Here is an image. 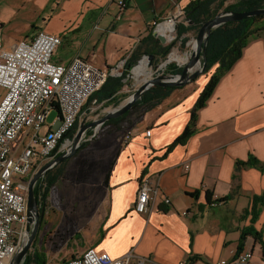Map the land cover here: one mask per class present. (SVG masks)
<instances>
[{
  "label": "crops",
  "instance_id": "obj_1",
  "mask_svg": "<svg viewBox=\"0 0 264 264\" xmlns=\"http://www.w3.org/2000/svg\"><path fill=\"white\" fill-rule=\"evenodd\" d=\"M193 1L126 0L128 7L117 20L115 0H15L10 14L0 9V22L9 28L5 41L31 38L41 30L62 36L53 58L57 64L68 66L77 56L95 54L100 64L114 66L128 61L155 22L179 20ZM20 9L30 11V20L20 22ZM40 20L45 26L37 28ZM211 76L195 91L183 92V86L146 110L128 139V130L109 128L76 154L79 163L66 165L48 202L55 211H68L63 227L75 223L84 251L91 247L113 258L129 256L130 264L231 263L251 252L248 264H263L253 235L241 253L238 248L249 229L264 241V206H254L253 200L264 196V36L246 45L198 110L196 132L175 145ZM93 109L90 104L84 110L86 122L106 115L90 116ZM254 159L263 165L256 166ZM144 179L159 193L152 196L149 211L138 215L133 208Z\"/></svg>",
  "mask_w": 264,
  "mask_h": 264
},
{
  "label": "built area",
  "instance_id": "obj_2",
  "mask_svg": "<svg viewBox=\"0 0 264 264\" xmlns=\"http://www.w3.org/2000/svg\"><path fill=\"white\" fill-rule=\"evenodd\" d=\"M115 3L119 6L117 20H120L127 2L115 0ZM184 16L183 10L179 20L155 22L153 31L159 32L170 22L176 28ZM62 38L41 30L31 38L5 41L4 26L0 22V89L3 90L0 92V264H13L30 236L27 231L30 181L27 183V179L53 160L55 150L64 152L72 144L67 136L77 121H81L88 100L105 85L109 76H121L127 62L102 65L94 54L89 58L77 56L68 66L57 64L53 58L62 45ZM54 111L58 114L49 123ZM151 132L147 130L146 135L149 137ZM130 136L128 132L126 139ZM88 138V141L95 139L96 133ZM158 193L150 180H142L134 204L136 213L146 214L152 196L157 197ZM164 202L171 205L168 198ZM106 253L90 247L63 264L130 263L129 257L113 259ZM243 257L252 258L253 254L242 253L233 262ZM180 264H190V261L181 260Z\"/></svg>",
  "mask_w": 264,
  "mask_h": 264
},
{
  "label": "trees",
  "instance_id": "obj_3",
  "mask_svg": "<svg viewBox=\"0 0 264 264\" xmlns=\"http://www.w3.org/2000/svg\"><path fill=\"white\" fill-rule=\"evenodd\" d=\"M228 1L229 0H195L188 5L184 10L188 23L178 25L177 30L182 47H185L189 41V37L186 36L188 33L198 31L201 26L213 19L219 11H223L224 13H244L264 9V0H237V2L227 5ZM259 22H264V14L237 22L231 21L212 30L211 36L206 45V68L207 71H210L217 64L220 66L217 71L212 74L208 84L202 90L199 100L195 104L191 121L184 133H182L176 140L175 145L187 143L191 136L196 132L195 121L198 110L203 108L208 102L223 74L231 68L233 63L242 57L243 49L246 47L249 37L253 34L254 27H256ZM173 47V44L168 47H163L158 41V38L155 37L154 31L151 30L148 36L144 40L140 41V44L136 47L133 55H131L126 62L123 74L116 77L109 76L105 85H103L102 88L94 94L90 100H88L84 110L87 109L93 100L98 102L106 101V103H110V105L113 104L115 107H119L121 104L118 99L119 93L124 85L127 84L126 80L129 72L135 68L139 61L144 57L153 55L155 56L154 61L157 62L161 59H165L169 56ZM226 61H228V64L224 65ZM182 70V67L171 63L168 65L167 71L165 72L172 75H179ZM180 88L181 87L153 86L143 95L142 99L136 102L134 108L130 112L115 119L108 120L106 124L120 127L122 121L130 116L134 109L145 108L146 110H149L155 107L157 108L171 95V93ZM79 129L80 124L79 121H77L74 129L67 136V139L72 140ZM90 144L91 141L83 143L80 150L86 149L90 146ZM67 162L68 160L52 169L48 175H45L44 179L39 181L37 184L34 191L41 208H45V206H47L50 190H52V188L58 183L60 177L64 175ZM240 164L241 163H239V165ZM254 164L256 166L263 165L262 162L257 159H254ZM208 198L211 199L210 196ZM224 200L225 199H222V201ZM253 200L254 206L258 204L264 206V196L254 197ZM250 235H253L256 238L257 243H259L262 248L264 256L263 238L259 232L251 229L242 234V241H240L238 248L239 253L244 250L243 242ZM23 264H48V258L45 254V250L35 248L33 252L28 253Z\"/></svg>",
  "mask_w": 264,
  "mask_h": 264
},
{
  "label": "rangeland",
  "instance_id": "obj_4",
  "mask_svg": "<svg viewBox=\"0 0 264 264\" xmlns=\"http://www.w3.org/2000/svg\"><path fill=\"white\" fill-rule=\"evenodd\" d=\"M0 1H1L0 2V9L2 11H5L6 14H10L11 10H10L9 6L14 5L15 0H0ZM234 2H237V0H229L227 5L232 4ZM16 13H19L18 19L20 20V22L22 20H30V18L32 16V14L30 13L29 10L25 11V10L20 9L18 12L16 11ZM222 13H224V12L219 11L218 14H222ZM186 23H188V22H186ZM55 25H57V24L55 23ZM44 26H45L44 21L40 20L39 24L37 25V28H42ZM177 26H178V24H177ZM4 31L5 32L9 31V28L8 29L4 28ZM253 31L254 32L251 35V37H249L247 44L249 42H252V41L264 36V22H262V23L259 22L257 24V26L254 27ZM165 36L171 41L170 45L173 44V46H174L172 48L170 54L177 53V56H175L174 61L172 60L171 63L178 65V60L180 58H182L186 53L189 54V55H186V58L191 57V53L193 55L192 50H193V47L195 45L194 41H196V38H197L196 32H191L190 34L188 33L186 35L187 37H189V41L187 42L185 47H182L181 42H180L181 40L179 39V36L176 37V31L174 32V34L172 33L171 35H169V32H168ZM166 59H167V57L165 59L159 60L158 62L154 61V59L152 61H150V60H148L147 57H144L143 59H141L142 61L146 62V64L147 63L151 64V65L150 64L147 65L148 70L145 71L147 78H146V75L144 78L141 77V79H142V82H141V79L139 77H137V79L140 81L138 84H137V81L135 79H132V78L128 79L127 78V80H126L127 84L124 85V87L122 88V90L119 93L118 99L121 102L120 106L123 105L125 102L129 101L130 98L132 97V95L136 92V90H138L140 88V86L142 87L145 84V82L149 79V76H148L149 74H150V79H152L158 75H170V74L165 72V71H167L168 66L164 67L162 70L157 69V67L162 66L165 63ZM227 64H228V61H226L224 63V65H227ZM219 66L220 65L217 64L212 70L207 71L206 66L204 67V64H203V58L201 57V63L198 64L197 67L191 73V74H193V73L199 71L200 74H199L198 78L195 81L191 82L189 85H184L183 92L188 93V92L195 91L196 88L198 87L199 83L202 81V79L204 80L206 77L208 78L210 75H212L213 72H215V70L217 71ZM143 67L146 68L145 65ZM124 70H125V67H124ZM124 70H123V72H124ZM2 91L3 90L0 89V92H2ZM94 101H96V100H94ZM93 104L94 103L92 102L91 107L93 106V108H94L93 114L90 116H94L98 112L101 114L107 115L110 111L113 112L114 110H116L117 108L120 107V106L115 107L114 105H110V104H103V105H100V103H96L94 105ZM145 112H146L145 108L134 109L133 112L131 113V115L122 121L120 128H124L125 130H128L127 131V133H128L130 131L129 129L130 128L132 129L135 126L137 121H139L140 117H142L145 114ZM57 114H58V112L54 111L51 118L48 120V122L51 123L53 121V119L57 116ZM102 118H99V120ZM84 123L89 124V122H86L85 119L82 117L81 121H79L80 128L83 126ZM90 123H92V122H90ZM109 128L110 129H116L119 127H115L114 125H107L105 123L101 127H99L97 131H95L96 137L99 134H101L102 132L107 131ZM91 132L93 134L94 130H91ZM85 139L88 140L90 138H88V135H87L85 137ZM85 139L82 141V143L86 142ZM95 139H93V138L91 139V143H93V145H94ZM76 154L71 159L68 160L67 164L68 163L69 164H75L76 162H78L79 158L77 157ZM31 178L32 177L27 179L26 182L28 183ZM51 205H52V201L49 200V202H47V206H45V212L46 213H45L44 219L39 221L36 236L34 237L33 247L31 249V251H29V252L30 253L33 252L35 250V248L44 249L45 254L48 258V264H63L64 262L72 259L75 256L79 257L80 252L84 253L87 249L84 251L83 244H82V242H83L82 237L83 236L80 234L79 229L76 227V225L73 221L70 222L69 226L65 225L66 227H63L64 224L67 222V220L64 219V216L66 214H69V213H67L68 211L66 210V213L65 212L63 213L62 210L61 211H59V210L55 211L54 209L50 208ZM33 229H34V227H32L31 230H33ZM27 241H28V239H27ZM26 243L27 242H25V244ZM126 257H129V256H126ZM120 258H122V257H120ZM120 258H113V259H120Z\"/></svg>",
  "mask_w": 264,
  "mask_h": 264
},
{
  "label": "water",
  "instance_id": "obj_5",
  "mask_svg": "<svg viewBox=\"0 0 264 264\" xmlns=\"http://www.w3.org/2000/svg\"><path fill=\"white\" fill-rule=\"evenodd\" d=\"M264 14V9H259L253 12H244V13H222L215 16L213 19L209 20L205 25L201 26L198 31H192L197 33V38L195 42L196 45V51L193 52V55L191 56V60L188 63L181 64L178 62V66L182 67L183 70L180 72L179 75H158L154 78L148 80L145 82V84L132 95L129 101L125 102L123 105H121L119 108L114 110L113 112H109L107 115H105L102 119L89 124H83V126L77 130L74 138L72 139V144L69 145L67 150L58 155L59 151L55 150L52 154L53 160L50 162H47L30 180L29 184V190H28V205H27V231L29 232L30 236L28 238L27 243L23 246V248L16 254L15 258L13 259V264H23L25 261L26 256L28 255L29 251H31L33 247L34 237L36 236L37 227L39 225V221L43 219L45 216V208H41L36 196H35V189L39 181L44 179L45 175H48V173L60 165L62 162H65L66 160L71 159L77 152L80 151L81 145H83L82 141L85 139V137L88 134L90 130L95 131L98 130L99 127H101L103 124H105L108 120L115 119L117 117L123 116L124 114H127L130 112L137 101L143 98V95L149 91V89L153 86L157 87H183L184 85H189L191 82L195 81L200 72L197 71L193 74V70L197 67L198 64L201 63V57L203 58V64L204 67L207 64V55H206V45L209 41V38L211 36L212 30L217 28L218 26H223L224 24H227L231 21H241L245 19H251L257 16H260ZM187 16H184L180 20V24L186 23ZM176 30V37L178 36V27L175 28ZM191 33V32H190ZM189 33V34H190ZM155 37L158 38V41L161 43L163 47H168L170 45V40L161 33L154 32ZM170 54L167 56V59L165 63L162 66L157 67L158 70H162L164 67H167L172 60H170ZM155 56H149L147 57L148 60L152 61ZM144 61L140 60L138 65L133 68L128 75V79L133 77L134 70L137 69V67L141 64H143ZM150 63H147L149 65ZM151 65V64H150ZM127 82V81H126ZM88 142V140L86 141ZM85 143V142H84ZM32 227H34L33 230Z\"/></svg>",
  "mask_w": 264,
  "mask_h": 264
},
{
  "label": "bare ground",
  "instance_id": "obj_6",
  "mask_svg": "<svg viewBox=\"0 0 264 264\" xmlns=\"http://www.w3.org/2000/svg\"><path fill=\"white\" fill-rule=\"evenodd\" d=\"M165 30H163V29ZM162 28L160 29V31H159V33H161V34H163V35H166L168 32H166V31H169V35H171L172 33L174 34V32L176 31L175 30V23L174 22H170V23H167L166 25H163L162 26ZM163 30V31H162ZM170 31H174V32H170ZM193 52L194 51H196V45H194V47H193V50H192ZM187 55H188V53H187ZM175 56H177V53H174V54H172V56H170V59L171 60H173L174 61V58H175ZM191 56H192V53H191ZM190 60H191V57H188V58H186V56H184V58H182V60L180 61V63L181 64H184V63H189L190 62ZM145 63L146 62H143V64H141V65H139L138 67H137V69L136 70H134V73H133V77H132V79H135V77H139V78H144L145 77V71H147L148 70V66L146 67V68H144L143 66L145 65ZM141 75V76H140ZM149 76V79H150V74L148 75ZM146 78H147V75H146ZM145 78V79H146ZM148 79V80H149ZM138 80V79H137ZM147 80V81H148ZM139 81V80H138ZM140 82V81H139ZM111 112V111H110ZM133 210H134V208H133ZM135 211V210H134ZM136 212V211H135ZM139 215H141V214H139ZM249 261H250V258H240V259H238V262H232L231 264H248L249 263Z\"/></svg>",
  "mask_w": 264,
  "mask_h": 264
},
{
  "label": "flooded vegetation",
  "instance_id": "obj_7",
  "mask_svg": "<svg viewBox=\"0 0 264 264\" xmlns=\"http://www.w3.org/2000/svg\"><path fill=\"white\" fill-rule=\"evenodd\" d=\"M58 155H60V153H59ZM43 219H44V217H43ZM41 220H42V219H41Z\"/></svg>",
  "mask_w": 264,
  "mask_h": 264
}]
</instances>
